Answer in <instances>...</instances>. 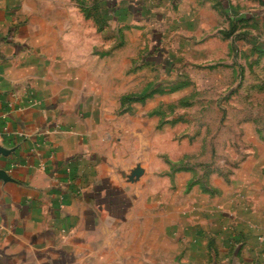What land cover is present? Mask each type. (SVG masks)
Returning a JSON list of instances; mask_svg holds the SVG:
<instances>
[{
    "label": "crops",
    "instance_id": "0c3cea01",
    "mask_svg": "<svg viewBox=\"0 0 264 264\" xmlns=\"http://www.w3.org/2000/svg\"><path fill=\"white\" fill-rule=\"evenodd\" d=\"M133 1L105 8L125 35L112 51L110 40L101 39L96 54L72 0H0V264H141L143 244L172 239L166 227L173 220L166 218L163 228L160 215L147 211L151 198L129 212L116 197L114 171L95 142L89 113L92 65L101 62L109 80L116 61L124 78L132 61L126 48L131 40L139 46L136 35L128 42L127 29L135 32L140 19L152 20L153 0ZM156 2L157 21L168 22L170 30L199 29L190 33L196 38L190 51L204 55L196 63L211 59L213 33L201 37V29L211 25L205 14L214 6L206 0ZM212 187L214 196L201 198V229H208L216 264H264V162L249 157L229 184L217 180ZM115 224L119 248L111 260L109 225Z\"/></svg>",
    "mask_w": 264,
    "mask_h": 264
},
{
    "label": "rangeland",
    "instance_id": "374dc122",
    "mask_svg": "<svg viewBox=\"0 0 264 264\" xmlns=\"http://www.w3.org/2000/svg\"><path fill=\"white\" fill-rule=\"evenodd\" d=\"M72 2L87 21L82 28L95 39L94 50L108 38L112 51L125 33L105 8L114 11L121 0ZM151 2L152 20L141 24L136 18L135 32L127 29L128 42L136 35L139 46L131 40L126 48L132 61L125 77L116 61L109 80L101 62L92 65L95 87L88 101L95 142L114 171L125 210L137 212L151 198L147 211L160 215L159 224L173 220L166 227L172 239L143 244L141 264H216L208 229H201V198L214 196L217 180L229 184L249 157L264 162V0H206L215 10L205 14L211 25L201 37L213 33L214 54L202 65L196 61L204 55L190 51L196 40L190 33L199 29L183 25L175 33L157 21V2ZM109 228L108 255L116 260L119 226ZM102 238L95 234L99 249ZM127 243L133 250V241Z\"/></svg>",
    "mask_w": 264,
    "mask_h": 264
},
{
    "label": "water",
    "instance_id": "95a60500",
    "mask_svg": "<svg viewBox=\"0 0 264 264\" xmlns=\"http://www.w3.org/2000/svg\"><path fill=\"white\" fill-rule=\"evenodd\" d=\"M140 172H136V174H139Z\"/></svg>",
    "mask_w": 264,
    "mask_h": 264
}]
</instances>
